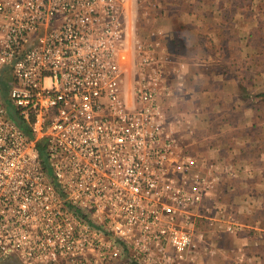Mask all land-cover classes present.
<instances>
[{
  "label": "built area",
  "instance_id": "2783aa9c",
  "mask_svg": "<svg viewBox=\"0 0 264 264\" xmlns=\"http://www.w3.org/2000/svg\"><path fill=\"white\" fill-rule=\"evenodd\" d=\"M123 2L0 0V264H141L193 245L201 182L152 45L121 96L137 51Z\"/></svg>",
  "mask_w": 264,
  "mask_h": 264
},
{
  "label": "rangeland",
  "instance_id": "374dc122",
  "mask_svg": "<svg viewBox=\"0 0 264 264\" xmlns=\"http://www.w3.org/2000/svg\"><path fill=\"white\" fill-rule=\"evenodd\" d=\"M189 1L196 3L199 0H125L123 2L124 24L131 36L136 35L137 51H134L131 45L133 40H130L127 51L121 55V96L124 102L130 105L138 80L137 66L140 53L146 52L150 48L149 45H152L154 56L163 57L166 61L164 69L167 75L168 96L164 99L167 108L165 116L169 121L175 120L177 138L183 152L181 155L190 158L186 174L193 179L197 176L198 181L201 182L200 200L189 210V223L186 226L192 247L181 254L167 248L163 252L155 253L149 259L142 260L141 264H264V137L258 139L260 149L259 147L253 149L259 134H264V123L260 122L263 117L250 118L245 131H251L253 140L246 145L248 152L243 156L244 154H228L226 151H220L222 147L227 146L225 141L228 137L224 134L223 121L216 122L214 126L209 116H205V122L198 116H191L190 113L180 116L176 111V116H170V108L176 107L180 101L179 92L175 88H181V82H175V77L177 80L181 77L179 79L181 81L184 78L169 71L171 69L167 65L168 56L161 50L163 46L168 47V44L161 42L167 33L163 30L167 28L169 30V26L165 27L162 19L167 14H164L166 6H169V11L172 12L177 6L180 7L182 3ZM200 1L204 7L200 9L195 7L193 10L195 12L198 10L203 15L198 29L202 40L200 49L204 52V56L200 58L202 68L195 72V79H188L193 82L196 80L200 89H206L207 84L203 77L209 74V65H212L223 71H229V75L238 78L241 83L247 80L252 84L258 83L259 78L255 71L248 70V74L243 72L242 76L236 75L239 66L241 68L246 64L251 67L256 57L249 54L243 61H238L236 57L228 61L221 56V51L226 45L224 41L229 38L232 39L233 44H240L243 41L245 47L247 36L243 37V34L247 35V33L254 36V39L247 43L249 52L256 49L257 44L261 43L257 38L264 32V0ZM179 9L181 10V7ZM214 15L218 17L214 18ZM255 23L256 26L253 28ZM214 32L222 44L217 43V46H214V41L210 37ZM232 48L239 49V47ZM259 59L264 64V55ZM253 90L255 89L252 87L249 93L251 96H256L257 93ZM182 91L181 96L186 93V88ZM203 98L208 106V96ZM203 102L202 100L198 105L190 104L189 111L196 109L208 114L209 109L206 111L207 106H203ZM253 110L264 111V105L259 106L255 103ZM253 121V125L250 126ZM220 132L222 133L219 139L222 141L216 150L213 148L211 137ZM257 151L259 152L256 153ZM245 157L248 164H258L259 169L242 167L241 161H245ZM245 177L248 179L242 183ZM162 253L166 254L164 259Z\"/></svg>",
  "mask_w": 264,
  "mask_h": 264
},
{
  "label": "crops",
  "instance_id": "0c3cea01",
  "mask_svg": "<svg viewBox=\"0 0 264 264\" xmlns=\"http://www.w3.org/2000/svg\"><path fill=\"white\" fill-rule=\"evenodd\" d=\"M180 7L181 10L179 9ZM180 7L177 6V8L171 12V10L169 11V6H166L164 8V11H166L164 14H167L164 15L162 19L164 21V26H169V30L168 28L163 30L167 33L165 32L166 35L161 42L163 41L162 43L165 42L168 44V47L163 46V49L161 50L166 53V56H168L167 65L171 69L169 71L177 75H182V78H184L183 81H181L179 80L181 77L177 80V77L174 76L176 78L175 82H181V88H175L179 92L180 101L176 107H173L171 104L173 108H170V116H176V111L180 113V116H186L187 113H190L191 116H198L200 119H203V121L206 119L205 116H209V120L214 126L216 122L223 121L222 124L225 127L224 134H227L228 137H226L227 140L225 141L227 142V146L222 147L220 151H226L228 154H244L243 156H246V153L248 152L246 145L249 144L250 140H253V136L250 134L251 131H245V129H247L246 127L249 125L250 118L252 116H262L263 118L260 122H262L261 124L264 123V111L260 110L257 112L253 110V105L255 103L259 106L264 105V64H262L259 59L264 55V32L257 38L259 41L261 40L262 44H257L256 49H252V52H249V44H247L249 40L252 38L254 39L253 34L250 35V33H247V35L243 34V37L247 36L245 47L243 41H241L240 44H233L231 41L232 39L229 38L224 41L226 45L224 50L221 51V56L228 61L233 57L238 58V61H243V59L245 60L249 54L254 58L256 57V60L253 62L254 65L251 67H248L246 64L241 68L239 66L236 75L241 74L242 76L243 72L248 74V70L255 71L256 76L259 78L258 83L253 82L252 84L249 80L242 81L241 83L238 78L230 76L229 71H223L217 67L209 65V74L203 77V80H205L207 84L205 85L206 89L203 90L200 89L196 80L193 82L188 78H194L195 72L200 71V68H202V61H200V58L204 56V52L200 49L202 40L199 35L200 30L198 27L200 20L203 19V15H201L202 12H199L198 10L195 12L193 8L199 7L200 9V7H204V5L199 0L196 3L194 1L184 2ZM218 15H214V18H217ZM258 22L259 21H257V24ZM255 26L256 23L253 25V28ZM210 37H212V41H214V46H217V43L222 44V42L218 40L215 32ZM170 43L171 46L169 47ZM232 47H239V49L233 50ZM179 66H181V68H179ZM198 76L201 79L199 72ZM198 76H196V79ZM260 79H262L261 82ZM174 85L175 84H173L172 87H174ZM252 87L255 89L253 90L255 91L254 93H257L256 96H251L249 93V90ZM185 88L186 93H183L184 95L181 96V93L183 92L182 89ZM206 95L208 96V106L207 101L203 98ZM202 100L204 101L203 106H207L205 108L206 111L209 109L208 114L203 113L202 110L197 111L196 109L195 111H189L190 104L198 105L201 104ZM199 114L202 116H199ZM235 116H237V118ZM175 118L173 117V119ZM172 122L174 123L175 120ZM253 123L254 121L250 123V126H252ZM238 131H240V133ZM221 133L222 132L211 137L212 145L214 146L212 147L216 148V150L218 144L222 141L219 139ZM263 135V133L259 134L253 149L259 147L258 139L260 137L263 138ZM255 151L256 150H254V152ZM258 152L259 151L256 153ZM241 162V166L246 167L247 169H259L258 164H248L246 162V157L245 161ZM246 179L248 178H243L242 183H244V180ZM247 183L250 182L247 181Z\"/></svg>",
  "mask_w": 264,
  "mask_h": 264
}]
</instances>
